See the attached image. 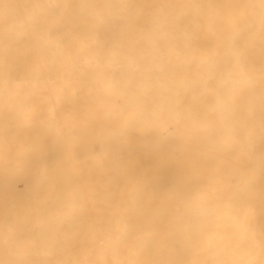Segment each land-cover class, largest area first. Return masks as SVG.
Segmentation results:
<instances>
[{
	"label": "snow or ice",
	"instance_id": "6c2138e0",
	"mask_svg": "<svg viewBox=\"0 0 264 264\" xmlns=\"http://www.w3.org/2000/svg\"><path fill=\"white\" fill-rule=\"evenodd\" d=\"M0 264H264V0H0Z\"/></svg>",
	"mask_w": 264,
	"mask_h": 264
},
{
	"label": "bare ground",
	"instance_id": "6f19581e",
	"mask_svg": "<svg viewBox=\"0 0 264 264\" xmlns=\"http://www.w3.org/2000/svg\"><path fill=\"white\" fill-rule=\"evenodd\" d=\"M14 181L21 190H24L28 186L29 178L25 174L21 173L14 178Z\"/></svg>",
	"mask_w": 264,
	"mask_h": 264
}]
</instances>
